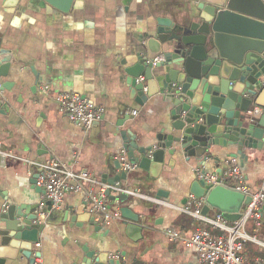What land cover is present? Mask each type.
<instances>
[{
    "label": "crops",
    "instance_id": "0c3cea01",
    "mask_svg": "<svg viewBox=\"0 0 264 264\" xmlns=\"http://www.w3.org/2000/svg\"><path fill=\"white\" fill-rule=\"evenodd\" d=\"M192 4V0H72L70 8L62 11L48 0H13L15 8L7 10L8 4L0 0V45L11 59L8 77L1 80L5 85L0 107L8 109L0 108V150L26 160L54 159L111 184L123 174L116 157L125 141L138 148L151 145L163 117L157 97L142 106L130 99L125 69L134 62L146 31L160 20L182 19ZM60 93L78 94L100 107L102 121L85 132L59 112ZM127 110L137 111L136 116L124 120ZM254 119L259 127L260 117ZM127 155L138 157L136 151ZM246 155L245 161L236 159L252 194L264 181V150ZM217 156L218 161L207 160L200 167L192 160L168 157L156 180L140 169L125 173L122 181L141 197L119 203V208L129 207L138 215L144 228L137 239L125 234L123 219L90 223L84 193L67 194L49 212L45 206L46 213L38 215L44 230L39 247H34L40 264H80L83 250L107 253L120 264H201L193 248L170 241L165 231H175L182 238L197 229L221 235L181 211L196 170L218 172L230 158L222 152ZM34 176L35 170L23 161L0 163V230L1 215L10 207L24 213L39 206L42 194L31 183ZM227 187L233 190L230 184ZM216 213L212 209L206 217L213 219ZM235 222L227 220V227L233 229ZM241 231L246 239L239 255L250 264H264V214L260 224L247 220ZM4 264L29 263L19 255Z\"/></svg>",
    "mask_w": 264,
    "mask_h": 264
},
{
    "label": "water",
    "instance_id": "95a60500",
    "mask_svg": "<svg viewBox=\"0 0 264 264\" xmlns=\"http://www.w3.org/2000/svg\"><path fill=\"white\" fill-rule=\"evenodd\" d=\"M71 1L48 0L62 11L70 8ZM192 1L193 7L182 19L160 20L146 31L134 62L125 69L130 99L135 104L142 106L153 97L161 102L163 117L155 141L141 148L128 141L123 146L128 154L138 153L130 161L154 180L168 157L192 160L200 167L207 160L218 161L221 152L245 161L246 152L264 150V87L260 83L264 77V0ZM4 2L7 10L15 8L13 0ZM157 56H163V61H154ZM10 66L9 52L0 45V90ZM140 77L143 81L136 83ZM253 107L263 110L259 127L250 115ZM0 108L7 110L8 106ZM124 179L123 173L111 184ZM31 183L35 186L34 179ZM35 190L43 194L37 187ZM107 195L123 205L131 198ZM190 195L203 200V216L216 209L226 220L234 221L241 218L243 207L251 200V196L227 186L209 185L197 177ZM159 196L156 192L155 197ZM45 206L48 212L52 208L50 201ZM37 208L21 213L10 207L2 213L0 264L16 261L19 255L34 263L32 252L44 230L33 212ZM261 212L263 215L264 205ZM120 213L127 222L125 234L130 239L139 238L144 226L138 215L129 207L120 208ZM87 216L94 223V218ZM82 252L80 264H120L104 252Z\"/></svg>",
    "mask_w": 264,
    "mask_h": 264
},
{
    "label": "built area",
    "instance_id": "2783aa9c",
    "mask_svg": "<svg viewBox=\"0 0 264 264\" xmlns=\"http://www.w3.org/2000/svg\"><path fill=\"white\" fill-rule=\"evenodd\" d=\"M154 61H163V56H157ZM143 77L136 80L142 82ZM260 83L264 87V77L260 78ZM57 107L61 114L73 124L82 128L85 132L89 131L95 124L103 119V110L87 101L78 94L60 93L56 97ZM263 110L253 107L250 115L259 118ZM137 111L127 110L126 116L134 117ZM7 161H23L27 166L35 170V187L43 194L38 206L37 215H44L45 203L51 202L52 208H58L63 198L69 193H84L83 202L87 213L94 218L98 225L107 224L111 221L122 220L119 202H112L107 193L118 197L126 195L131 198H140L137 190L131 189L125 181L109 184L96 180L85 170L73 171L57 160L46 161L22 159L11 151L3 152L0 150V163ZM118 169L121 173L135 171L138 167L136 163L130 161L127 152L121 151L117 157ZM196 177L204 179L207 184L212 186L230 184L233 190L245 196H251L250 202L246 205L241 218L235 222L233 229L227 227V220L221 213H216L213 219H208L202 215L204 202L190 195L186 205L181 209L182 212L191 215L199 222L208 223L213 230L221 235L213 236L208 231L197 229L187 238H182L172 230L165 231L170 241L180 242L181 244L193 248L201 264H250L239 253L242 251L246 236L241 231L245 221L253 220L257 225L262 220V206L264 204V181L255 193L250 192L245 185L240 171V164L236 158H229L223 162L220 172L204 174L196 170ZM155 203H160L158 199H152ZM36 248L39 244H35ZM36 250L32 252L33 264H40V259L36 256Z\"/></svg>",
    "mask_w": 264,
    "mask_h": 264
}]
</instances>
